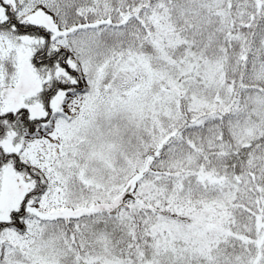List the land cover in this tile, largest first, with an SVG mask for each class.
<instances>
[{"label": "snow or ice", "instance_id": "obj_1", "mask_svg": "<svg viewBox=\"0 0 264 264\" xmlns=\"http://www.w3.org/2000/svg\"><path fill=\"white\" fill-rule=\"evenodd\" d=\"M0 264H264V0H0Z\"/></svg>", "mask_w": 264, "mask_h": 264}]
</instances>
